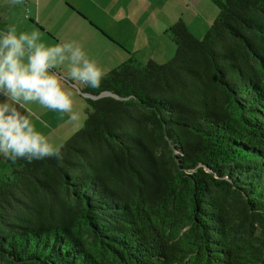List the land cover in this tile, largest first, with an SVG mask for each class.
Segmentation results:
<instances>
[{
	"label": "trees",
	"instance_id": "1",
	"mask_svg": "<svg viewBox=\"0 0 264 264\" xmlns=\"http://www.w3.org/2000/svg\"><path fill=\"white\" fill-rule=\"evenodd\" d=\"M169 62L84 85L60 159L6 161L0 264H264V0H212Z\"/></svg>",
	"mask_w": 264,
	"mask_h": 264
},
{
	"label": "clouds",
	"instance_id": "2",
	"mask_svg": "<svg viewBox=\"0 0 264 264\" xmlns=\"http://www.w3.org/2000/svg\"><path fill=\"white\" fill-rule=\"evenodd\" d=\"M19 0H11L18 3ZM106 72L76 40L49 43L39 30L0 29V158L11 162L62 156L63 145L52 143L33 121L28 106L67 114L79 124L75 88L97 89Z\"/></svg>",
	"mask_w": 264,
	"mask_h": 264
},
{
	"label": "crops",
	"instance_id": "3",
	"mask_svg": "<svg viewBox=\"0 0 264 264\" xmlns=\"http://www.w3.org/2000/svg\"><path fill=\"white\" fill-rule=\"evenodd\" d=\"M147 4L148 8H142L140 0H19L15 4L11 0H0V29L16 25L20 31L39 30L49 43L76 40L107 74L128 62L132 55L142 64L153 60L154 49L161 54L162 45L168 47L169 54H173L174 48L170 44H142L152 40L154 34H159L161 27L167 28L173 23L172 19L168 23L165 16L158 21L161 7L157 0H147ZM188 10L194 12V3L188 6ZM131 18H138L139 22L135 20L133 23ZM183 18L180 20L188 29V22ZM128 24L135 29L134 44L130 41ZM204 25L208 28L212 24L204 22ZM155 29L158 32H154ZM83 33L88 38H83ZM145 47L148 50L143 51L144 56L141 49ZM73 88L82 94L78 86L70 87ZM35 107L37 104L28 106L34 122L44 121L51 129L61 128L60 113L41 108V114L47 117L39 115L43 120L40 121ZM6 161L0 158V180L6 170Z\"/></svg>",
	"mask_w": 264,
	"mask_h": 264
},
{
	"label": "rangeland",
	"instance_id": "4",
	"mask_svg": "<svg viewBox=\"0 0 264 264\" xmlns=\"http://www.w3.org/2000/svg\"><path fill=\"white\" fill-rule=\"evenodd\" d=\"M159 3V6L161 7L159 14L161 16L158 18V21L161 19H164L163 16L167 17L168 23H171V19L173 20V23L170 27L167 28H160L159 34H154V38L152 40H148L142 44H170L172 48H174L173 54H169V50L167 46L162 45L161 47V54L156 49H154L155 55L153 58V61H155L158 64H165L172 60L174 54H175V47L173 43L168 39L167 36H165V31L169 28H171L177 21L182 19L184 17V22H188V29L193 34V36L197 39H202L207 32L210 30V26L204 25V22H210V25L213 24L215 19L218 17V9L212 2V0H157ZM194 3V12L191 10H188V6ZM140 4L142 5V8H148L147 0H140ZM151 6H154L153 4H150ZM140 7V6H139ZM156 7V6H155ZM157 8V7H156ZM186 15V16H185ZM138 20V18H131V21ZM129 21V20H128ZM139 22V20H138ZM129 27V33H130V41H132V44H134V35H135V29L131 24H128ZM205 27V28H204ZM158 29H155L154 32H158ZM148 34V33H147ZM88 38L86 33H83V38ZM172 44H171V43ZM141 44V43H139ZM148 48H143L141 51H147ZM145 56V53H142ZM143 63H146L144 61ZM80 91H84V85H78ZM72 90V89H69ZM80 96V97H79ZM88 96V95H86ZM84 96V94H80L78 92H74V109L79 111L82 116V120L79 124L73 123L68 119L67 114H60V129L53 128L51 129L48 124H46L40 116H43V118L47 117L46 115L41 114V107L37 105L35 107V114L40 115L38 119L40 121H43L42 123L34 122L39 130H41L49 140L58 145H63L74 133L78 132L83 128L86 115L85 111L87 108L86 102L84 98H87ZM56 119V118H55ZM56 121H58L56 119ZM59 122V121H58Z\"/></svg>",
	"mask_w": 264,
	"mask_h": 264
},
{
	"label": "water",
	"instance_id": "5",
	"mask_svg": "<svg viewBox=\"0 0 264 264\" xmlns=\"http://www.w3.org/2000/svg\"><path fill=\"white\" fill-rule=\"evenodd\" d=\"M109 96H112V95L109 94V93H104V94H101V95L98 96V97H92V96H87V97L92 98V99H98V98L109 97Z\"/></svg>",
	"mask_w": 264,
	"mask_h": 264
}]
</instances>
